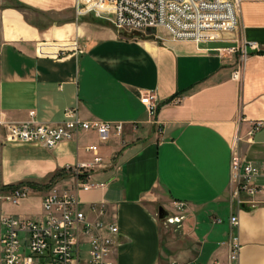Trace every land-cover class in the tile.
<instances>
[{"label": "crops", "instance_id": "obj_1", "mask_svg": "<svg viewBox=\"0 0 264 264\" xmlns=\"http://www.w3.org/2000/svg\"><path fill=\"white\" fill-rule=\"evenodd\" d=\"M106 21L79 14L77 0H0L2 182H46L93 163L88 147L97 145L91 181L105 185L76 194L90 221L118 227L115 264H264V193L234 198L231 181L237 135L243 158L264 166V0H243L226 35L256 45L244 59L222 50L227 39H174ZM147 91L157 96L153 114L141 101ZM67 108L123 130L106 140L82 130L53 148L6 139L8 124H56ZM231 234L241 244L235 260Z\"/></svg>", "mask_w": 264, "mask_h": 264}, {"label": "built area", "instance_id": "obj_2", "mask_svg": "<svg viewBox=\"0 0 264 264\" xmlns=\"http://www.w3.org/2000/svg\"><path fill=\"white\" fill-rule=\"evenodd\" d=\"M243 0H77V12L82 15L95 13L110 21L118 29L142 31L165 29L174 39L223 40L225 34L234 32L239 24ZM254 43H244L241 58L254 49ZM221 51V49H219ZM225 52H235L225 47ZM239 77V69L233 73ZM144 103L151 114L158 104L153 91L143 94ZM181 97L171 100L179 104ZM261 127L255 124L249 132L252 136ZM2 123L0 120V136ZM95 131L101 140L111 132L121 133L123 125L105 121H85L73 108L64 111L63 121L56 124L38 123L29 120L6 126L9 141L37 142L48 148L63 140L72 139L79 131ZM240 137L233 141L231 155L232 196L239 198L242 192L250 196L264 193V166H258L243 158L239 150ZM89 151L96 156L93 163H78L63 168V175L48 187L24 181L5 184L0 178V264H115L116 225L90 221L81 206L76 191L89 190L104 183L91 181L96 165L102 162L98 146L90 145ZM64 179L73 180V188L59 186ZM261 181V182H258ZM30 195L40 199L41 213L32 216L10 214L3 206L17 205ZM177 209L181 202H175ZM171 221H180L171 217ZM219 221V220H217ZM237 224L236 216L230 218ZM230 259L238 258L241 244L237 235L230 236Z\"/></svg>", "mask_w": 264, "mask_h": 264}, {"label": "rangeland", "instance_id": "obj_3", "mask_svg": "<svg viewBox=\"0 0 264 264\" xmlns=\"http://www.w3.org/2000/svg\"><path fill=\"white\" fill-rule=\"evenodd\" d=\"M106 23L110 26H113L114 28H117L115 25H113L111 22H107ZM158 29V28H157ZM157 29H147V30H142L139 32H149V31H156ZM163 29V28H162ZM123 30H128V29H123ZM131 31V30H128ZM167 32V31H166ZM226 35L229 34H225L224 39H227ZM223 39V40H224ZM228 41H230V43H228L227 47H233L235 52H232V54H237L238 56H241V42L239 41V39H227ZM225 53H229V52H225ZM1 180L4 182V177L1 176ZM38 182H42V181H38ZM3 209L5 212L10 213V214H15V215H25V216H32L35 217L36 215H39L41 212L40 209V199L38 196L36 195H30L27 198H25L24 200H22L19 204L17 205H4Z\"/></svg>", "mask_w": 264, "mask_h": 264}, {"label": "trees", "instance_id": "obj_4", "mask_svg": "<svg viewBox=\"0 0 264 264\" xmlns=\"http://www.w3.org/2000/svg\"><path fill=\"white\" fill-rule=\"evenodd\" d=\"M63 171H64V169H59L55 174H53L50 178H49V180L48 181H46V182H38V181H36V180H29V181H27V182H30V183H32V184H34V185H37V186H44V187H48V183H51V182H53L54 180H56V179H58L60 176H62L63 175Z\"/></svg>", "mask_w": 264, "mask_h": 264}, {"label": "water", "instance_id": "obj_5", "mask_svg": "<svg viewBox=\"0 0 264 264\" xmlns=\"http://www.w3.org/2000/svg\"><path fill=\"white\" fill-rule=\"evenodd\" d=\"M167 215V212L161 207L160 209H159V216L161 217V218H163V217H165Z\"/></svg>", "mask_w": 264, "mask_h": 264}]
</instances>
